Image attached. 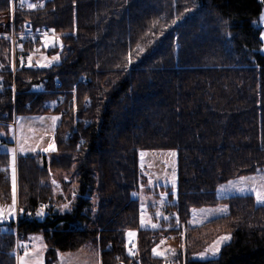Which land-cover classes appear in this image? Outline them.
<instances>
[{
	"label": "trees",
	"instance_id": "1",
	"mask_svg": "<svg viewBox=\"0 0 264 264\" xmlns=\"http://www.w3.org/2000/svg\"><path fill=\"white\" fill-rule=\"evenodd\" d=\"M263 6L0 0L3 145L12 146L7 125L18 116L59 118L54 156L14 154V169L12 154L0 152V193L7 202L15 189L17 229L26 239L41 234L45 264L85 245L96 248L99 264H264V206L251 195L216 197L218 186L264 169V55L256 26ZM26 25L60 37L61 46L47 52L58 63L28 64L44 51L43 36L34 46L17 43L12 67L10 35ZM141 151L177 153L176 200L164 207L170 217L157 230L139 227ZM220 204L223 215L189 223L192 209ZM38 205L45 208L41 222L30 219ZM175 222L184 227L183 242ZM14 224H0V264H17L15 239L6 233ZM127 231L137 237L134 257L125 252ZM222 235L230 240L217 258L196 259ZM161 236L171 252L155 257Z\"/></svg>",
	"mask_w": 264,
	"mask_h": 264
},
{
	"label": "rangeland",
	"instance_id": "2",
	"mask_svg": "<svg viewBox=\"0 0 264 264\" xmlns=\"http://www.w3.org/2000/svg\"><path fill=\"white\" fill-rule=\"evenodd\" d=\"M264 14V6L262 8L261 15ZM260 18L256 24V26L261 30V33L264 32V20ZM260 33V35H261ZM58 38V39H57ZM261 40V38H260ZM61 39L57 35H48L41 39V45L44 48V51L37 50V52H33L28 58V64H32V66L37 68H48L56 63H58L59 59L54 60L53 57H58V55H48L47 52L49 49L54 47L61 46ZM262 47L260 49L261 54L264 55V40H261ZM48 65L46 67H41V65ZM52 117H57L53 114H45V115H25L18 116L15 119V136H13L12 129L8 128L9 132V140L11 141L12 146H0V152H10L12 154L13 159V151L17 152V156L19 155H36L42 154L46 157L50 158L54 156L55 152V144H54V134L59 123V119L56 120L55 125H53ZM49 145H52L54 150L45 151V149H49ZM23 148V151H21ZM34 149V150H33ZM175 153V155H172ZM143 154V155H142ZM16 157L13 161V168L15 169L16 165ZM138 164L142 173V181L143 184L140 187V190L134 193V197L139 202V227L142 229H151L157 230L161 227V220L167 221L164 217H157L158 208L166 207L170 202H174L176 200V183H177V153L175 151H141L138 156ZM71 177V176H70ZM264 177V169L257 171L255 175L251 177H242V178H255V183L260 184L261 178ZM68 178V177H66ZM71 180L72 177H71ZM241 178H237L232 182H240ZM50 182L53 184L55 189L62 194L63 188L59 184L57 179H54L53 176H50ZM247 186L251 187L253 184V180L246 179L244 182ZM239 186V185H237ZM173 191H175V195H173ZM155 193L157 196H155ZM251 195L255 200L254 194L250 192L240 193L236 191L233 187H231L228 183L222 184L218 186L216 189V197L217 198H228L233 196H245ZM163 196V200L161 197ZM64 197V192H63ZM13 196L7 202L3 199V196L0 193V208L7 209L12 206ZM257 204V203H256ZM64 205H68L67 201L64 200L61 205V210H66ZM42 206V205H38ZM44 208V206H42ZM154 208L153 210H151ZM38 209V208H37ZM212 210L205 211L201 213L199 210ZM216 209H225L224 204H220L216 207L212 208H195L196 213H193V209L190 211V220L191 225L197 226L205 223L208 220L219 217L223 215V212H217ZM39 212V210H37ZM45 211V208H44ZM17 213V205L15 204V213L13 216L9 217L7 212L2 219H0V224L9 223L10 221L15 220V215ZM144 215L146 221L150 220V223H146L143 227L141 226V215ZM43 216L40 215V218ZM155 217V218H154ZM170 217V216H169ZM168 217V218H169ZM151 224H157V228H152ZM176 226L180 228L179 237L181 242H183L185 230L182 224L179 222H175ZM130 231H127V233ZM133 232V231H131ZM21 236L19 239H25L23 234L19 232ZM228 236V235H222ZM160 237L159 242L154 245L152 248V254L155 257H163L171 252V244L172 242ZM219 237V238H220ZM229 237V236H228ZM137 240V237H135ZM219 238L216 240L218 241ZM20 240V241H22ZM230 239L225 240L221 243L219 251L213 256L211 252L205 253L206 258H202L201 254L196 256V259L199 260H208L217 258L221 248L229 242ZM215 241V242H216ZM29 242V244H28ZM214 242V243H215ZM213 243V244H214ZM212 244V245H213ZM211 245V246H212ZM20 246L22 247V253L17 255L14 252V256H22L28 262V264H45V246L42 240L41 234L32 235L29 239L25 240V242H21ZM210 246V247H211ZM209 247V248H210ZM125 248V247H124ZM207 248V249H209ZM155 249V252H154ZM25 252L28 253L25 256ZM19 264V261L16 262ZM52 264H99V253L92 245H85L77 251L74 252H57L56 258Z\"/></svg>",
	"mask_w": 264,
	"mask_h": 264
},
{
	"label": "built area",
	"instance_id": "3",
	"mask_svg": "<svg viewBox=\"0 0 264 264\" xmlns=\"http://www.w3.org/2000/svg\"><path fill=\"white\" fill-rule=\"evenodd\" d=\"M17 5L21 9H24L26 7V5L21 1H17ZM37 7H35V8H37ZM46 33H47V31L44 28L31 29L27 25L23 27L22 32L19 34H15V32H12L10 35V41H11V45H12V48H11L12 67L15 66L14 61H15L16 57L18 56V53L16 50L17 43H19V44L27 43L29 46H34L43 36H45ZM26 55H27V53L25 52L24 56H26ZM19 60H20V62L25 61L24 58H22V57H20ZM43 86H44V84L40 83L38 89H42ZM0 87H1V80H0ZM7 126L12 128L13 132H15V119L13 121L9 122ZM3 143H4L3 139L0 138V146L3 145ZM37 208L35 209L34 212H32L30 219L37 220V221L41 222L43 220V217L40 218V216L37 215V213H38L37 210L40 211L42 206H39ZM159 213L161 216H164V217L169 216L166 209L162 206L159 208ZM16 222H17V217L15 218V224L13 226H7V233L12 234L14 236L15 241H16L15 252L18 255L19 253L22 252V247L20 246V243L25 242V240H22L23 237L21 239H19L21 234L19 233V231L17 229ZM135 237L136 236L129 237L128 233H126V235H125V243H124L125 252L130 257L135 256V252H136V248H137V240ZM20 240H22V241H20Z\"/></svg>",
	"mask_w": 264,
	"mask_h": 264
},
{
	"label": "snow or ice",
	"instance_id": "4",
	"mask_svg": "<svg viewBox=\"0 0 264 264\" xmlns=\"http://www.w3.org/2000/svg\"><path fill=\"white\" fill-rule=\"evenodd\" d=\"M28 6H29V8H35L38 5L29 4ZM261 20H264V14L261 15ZM173 23H175V21ZM260 38H261V40H264V32L261 33ZM53 59L56 60V59H58V57H53ZM29 60H31V57H29ZM46 66H48V65H46V64L45 65H41V67H46ZM51 119L53 121V125H55L56 120L59 119V118L58 117H52ZM50 149L51 150H54L52 148V145H49V149H45V151H48ZM12 151H13V160H14L15 159V155H14V151L15 150H12ZM21 151H23V148H21ZM172 155H175V153H172ZM246 179L253 180V184H252L251 187H249V186H247L246 184L243 183ZM14 183H15V178L13 177V185H14ZM229 185L231 187H233L236 191L240 192V193L250 192V193L254 194L256 203L258 205L264 206V177L261 178L260 184H256L255 183V178H241L240 182L234 183V182L230 181L229 182ZM237 185H239V186H237ZM172 194L175 195V191H173ZM161 200H163V196L161 197ZM15 204H16V201H15V189H14L13 190V202H12V206L9 207V208H7V209L0 208V219H2L4 217L5 212H7V214H8L9 217L13 216L14 213H15ZM67 207H68V205H64V208H67ZM196 211L197 210L193 209V213L194 214L196 213ZM199 211L201 213H203L205 211H212V210L200 209ZM215 211H217V212H223V211H225V209H216ZM43 213H44V208L42 207L40 209V211L37 213V215L40 216V215H43ZM159 216H160V213L158 212L157 213V217H159ZM164 219H168V217H164ZM146 223H150V220L146 221L145 216L142 214L141 215V226L143 227ZM190 223H191V221H190ZM151 227L155 229V228L158 227V225L157 224H151ZM128 236L129 237H133V236H135V233L130 231V232H128ZM228 239H230V237H228V236L220 237L219 240L216 241L209 249H206L205 250V253L211 252V254L213 256H215V254L220 249L221 243L223 241H225V240H228ZM154 252H155V249H154ZM205 253H202L201 254V257L202 258H206ZM27 255H28V253L25 252V256H27ZM17 260L19 261V264H28V262L22 256H18L17 257Z\"/></svg>",
	"mask_w": 264,
	"mask_h": 264
}]
</instances>
